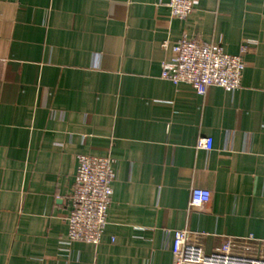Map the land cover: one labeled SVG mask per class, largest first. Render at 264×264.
<instances>
[{
    "label": "crops",
    "instance_id": "1",
    "mask_svg": "<svg viewBox=\"0 0 264 264\" xmlns=\"http://www.w3.org/2000/svg\"><path fill=\"white\" fill-rule=\"evenodd\" d=\"M168 3L0 0V264H173L177 230L264 258V0ZM184 35L247 46L241 87L163 79ZM80 155L114 160L97 246L67 235Z\"/></svg>",
    "mask_w": 264,
    "mask_h": 264
},
{
    "label": "built area",
    "instance_id": "2",
    "mask_svg": "<svg viewBox=\"0 0 264 264\" xmlns=\"http://www.w3.org/2000/svg\"><path fill=\"white\" fill-rule=\"evenodd\" d=\"M168 7L172 17L185 20L193 10V0H169ZM246 52L247 46H243L238 55H230L219 44L201 43L184 35L172 46L173 56L163 64L162 78L174 84L187 83L202 95L213 86L232 91L241 87ZM212 144L210 138L200 139L198 148L211 150ZM78 162L67 235L71 241L97 246L107 226L114 193V160L80 155ZM210 199L211 192L207 188L195 186L191 190L190 208H202ZM242 246L240 240L230 237L212 252H206L188 230H177L174 232L173 264H264V258L242 253Z\"/></svg>",
    "mask_w": 264,
    "mask_h": 264
}]
</instances>
